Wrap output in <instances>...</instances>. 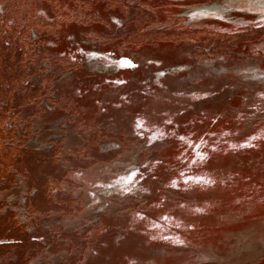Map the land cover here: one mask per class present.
I'll use <instances>...</instances> for the list:
<instances>
[{
	"label": "rangeland",
	"instance_id": "374dc122",
	"mask_svg": "<svg viewBox=\"0 0 264 264\" xmlns=\"http://www.w3.org/2000/svg\"><path fill=\"white\" fill-rule=\"evenodd\" d=\"M259 1L0 0L21 22H0V183L56 163L66 179L42 181L74 198L38 211L25 175L0 193L54 235L27 264H264ZM1 244L0 264L38 245Z\"/></svg>",
	"mask_w": 264,
	"mask_h": 264
},
{
	"label": "trees",
	"instance_id": "16d2710c",
	"mask_svg": "<svg viewBox=\"0 0 264 264\" xmlns=\"http://www.w3.org/2000/svg\"><path fill=\"white\" fill-rule=\"evenodd\" d=\"M0 22L8 24L9 19H7L6 16L4 14H2L0 16ZM16 25H18L20 28V23L18 21L15 22V26ZM16 50H17V48H15L14 51L9 50L8 55H10L13 58V54L16 53ZM15 60H16V58H15ZM16 148H18V146ZM12 150H14V149H12ZM96 154H97V156L95 157L96 159L98 157L99 158L101 157L100 154H98V153H96ZM42 159H40V160H42ZM83 163H85V162H83ZM44 164H45V162H41V161L37 162L38 168H37V170H35L37 172H33V171L24 172V171H22L23 167L19 168L20 172H18V173H20L22 176L25 175V177H30V178L33 176V180H36L35 183H28L27 184L28 189L36 188L37 191H45L46 190V192H48L50 189V186H51V188H53V186L49 185L48 183L45 184L42 180L47 179L48 182L53 181L54 185L60 186L59 182L61 181V179L66 178L67 171L65 169H63L60 165H56V163H51L53 170L47 171L46 170L47 167ZM12 173L14 176L9 177L8 179H5V181L3 183H0V193L3 190L11 189L14 185L17 184L15 172H12ZM40 180L42 181V183H44V185L41 184ZM40 185H42V186H40ZM49 194L51 196V198H50L51 201L44 203V205H40L38 207H35L38 211L58 210V208H60V206L67 204L68 203L67 201H70L71 203L74 204V198L72 197V193H64L62 190H60V187L57 189V191H55V193L54 192L50 193V191H49ZM62 196H63V198H61ZM68 198H71V199L69 200ZM2 204H3V201L0 198V206H2ZM67 206L70 208L72 207L68 204H67ZM77 207L78 206H76V208ZM73 209H74V206H73ZM15 214L16 213H14L12 211H7V213H5V214L0 213V216L5 217V219L7 220V223H4V225L8 227L4 233H0V238L15 235L21 241V243H23L24 241H27V240H33V242L36 241V244H38L37 249L35 248L34 250L33 249L30 250V248H28V250H26L25 253H22V256H20V257L18 256L17 259H15L14 261H7V263L3 262L2 264H27L31 258L36 257L38 254H40V252H42V250H44L42 248L43 246L56 244V242L52 239V237L54 235L52 234L51 230H49L48 228L43 229L44 227L40 226V227L35 228V230L32 231L31 233H28V231L25 229V227L23 228L22 225H20L18 223L19 221L15 218ZM8 225H11L13 227L8 226ZM64 230H66V228H64ZM76 230H77L76 228L70 229V231H76ZM49 234H51V235H49ZM38 237H42L43 241L39 242L38 240H36V239H38ZM31 244H32V242H31ZM65 244H66V246H69L68 249L74 248L76 246L75 243L72 241H65ZM1 246L3 247L4 244H1L0 248H1ZM40 247H41V249H39ZM54 250L56 252L60 251V249H54ZM51 251H53V250H51Z\"/></svg>",
	"mask_w": 264,
	"mask_h": 264
},
{
	"label": "flooded vegetation",
	"instance_id": "af4514ba",
	"mask_svg": "<svg viewBox=\"0 0 264 264\" xmlns=\"http://www.w3.org/2000/svg\"><path fill=\"white\" fill-rule=\"evenodd\" d=\"M2 14H4V11H3V13H0V16L2 15ZM9 22H11V24H15V20L14 19H11V18H9ZM20 23V25H21V22H19ZM8 137H10L9 139H8ZM5 138V139H4ZM3 138V143L4 144H6L7 146H8V148H16L18 145L17 144H15V143H13L11 140H12V137L11 136H6V137H4ZM89 159V158H88ZM96 158L95 157H91L90 158V160L92 161V160H95ZM89 160V161H90ZM89 161H85V163H76L77 165H86V163L87 162H89ZM78 162H81V161H78ZM60 165V164H59ZM61 166V165H60ZM65 170L67 171V168H65ZM21 174L20 173H17L16 175H15V177H16V179H17V184L16 185H14V186H17L18 184H19V180H20V178H21ZM67 177V176H66ZM66 179V178H65ZM9 190V189H8Z\"/></svg>",
	"mask_w": 264,
	"mask_h": 264
},
{
	"label": "bare ground",
	"instance_id": "6f19581e",
	"mask_svg": "<svg viewBox=\"0 0 264 264\" xmlns=\"http://www.w3.org/2000/svg\"><path fill=\"white\" fill-rule=\"evenodd\" d=\"M260 3L259 4H263L262 1H259ZM197 9H202V10H205L207 12H212V11H215L216 9L219 8V5H217L216 3L215 4H208V5H204V6H201V7H196ZM196 10V9H195ZM222 10V9H221ZM243 10V9H242ZM190 11V10H189ZM218 11H220L218 9ZM226 11V10H225ZM188 12V11H187ZM186 13V12H185ZM227 16V15H226ZM225 16V17H226ZM92 64V63H91ZM99 66V65H98ZM158 87V86H157ZM263 125V124H262ZM179 199V198H178ZM202 201V200H201ZM151 219V218H150ZM172 259V258H171Z\"/></svg>",
	"mask_w": 264,
	"mask_h": 264
},
{
	"label": "water",
	"instance_id": "95a60500",
	"mask_svg": "<svg viewBox=\"0 0 264 264\" xmlns=\"http://www.w3.org/2000/svg\"><path fill=\"white\" fill-rule=\"evenodd\" d=\"M264 4V3H263ZM198 7H201V6H198ZM195 9H197V8H195Z\"/></svg>",
	"mask_w": 264,
	"mask_h": 264
}]
</instances>
